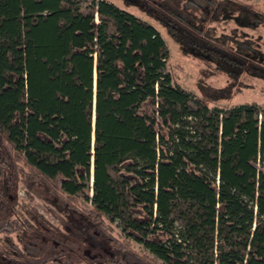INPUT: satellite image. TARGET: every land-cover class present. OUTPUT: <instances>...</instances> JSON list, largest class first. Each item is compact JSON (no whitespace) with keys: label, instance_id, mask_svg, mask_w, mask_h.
Segmentation results:
<instances>
[{"label":"trees","instance_id":"1","mask_svg":"<svg viewBox=\"0 0 264 264\" xmlns=\"http://www.w3.org/2000/svg\"><path fill=\"white\" fill-rule=\"evenodd\" d=\"M169 9L179 45L264 76L251 41L229 53ZM167 60L108 0H0V264H264V115Z\"/></svg>","mask_w":264,"mask_h":264},{"label":"rangeland","instance_id":"2","mask_svg":"<svg viewBox=\"0 0 264 264\" xmlns=\"http://www.w3.org/2000/svg\"><path fill=\"white\" fill-rule=\"evenodd\" d=\"M108 1L157 29L166 45L167 64L170 67L179 68L177 75L179 83L184 89L199 98H205L214 91L225 90L229 92V98L219 99L215 104L218 107L230 108L239 104L254 103L259 107L260 113L264 115V76L253 73L250 76H245L236 72L231 75V69L219 71L212 68L209 64L214 65V63L208 62L209 57H204L205 59L199 57L201 55L198 56V53L194 50L182 47L177 41H174L171 34H169L174 31L168 28L169 21L173 20V16L165 11L169 7V10H172L175 15L180 16L178 17L182 20V26L189 25V30H194L198 34V39L210 41L216 47H222L229 53L232 51L230 41L234 42V39L243 40L244 38H246V41H251L253 49H256L255 51L261 55L262 60L260 59L259 62L256 58H248L258 66L253 67V69L258 70L260 68L261 70L258 71L264 75V25H255V22L251 20L248 25H245L244 22L236 18L239 9L243 13L249 12L250 15H264V0ZM185 7H189V9L185 10ZM224 40H226V43L223 42ZM244 84L248 87H244ZM239 87L241 88L240 93L236 91ZM191 107L196 108L194 103H191ZM110 174L113 179H116L114 172H110ZM18 196L20 199H24L22 190H19ZM80 206L85 209L88 208V205L83 201L80 202ZM36 208L51 225H57L52 217H47L41 203H36Z\"/></svg>","mask_w":264,"mask_h":264},{"label":"water","instance_id":"3","mask_svg":"<svg viewBox=\"0 0 264 264\" xmlns=\"http://www.w3.org/2000/svg\"><path fill=\"white\" fill-rule=\"evenodd\" d=\"M94 120H95V116H94ZM93 127H94V121H93ZM92 163H93V161H92Z\"/></svg>","mask_w":264,"mask_h":264},{"label":"bare ground","instance_id":"4","mask_svg":"<svg viewBox=\"0 0 264 264\" xmlns=\"http://www.w3.org/2000/svg\"><path fill=\"white\" fill-rule=\"evenodd\" d=\"M93 121H94V118H93Z\"/></svg>","mask_w":264,"mask_h":264}]
</instances>
